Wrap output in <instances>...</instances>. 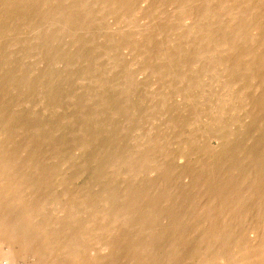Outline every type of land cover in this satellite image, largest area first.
Returning <instances> with one entry per match:
<instances>
[{"label": "bare ground", "instance_id": "6f19581e", "mask_svg": "<svg viewBox=\"0 0 264 264\" xmlns=\"http://www.w3.org/2000/svg\"><path fill=\"white\" fill-rule=\"evenodd\" d=\"M111 20L115 33L111 26L109 35L100 34ZM140 74L143 83L151 77L156 92L139 95ZM77 81L89 84L84 97L74 96ZM129 92L137 95L134 103ZM172 98L184 108L168 105ZM67 100L75 103L73 117L55 127L36 122L39 111L57 114ZM26 105L34 110L20 124ZM161 114L165 129L152 136L146 124L151 140L134 138H147L144 145L152 146L143 149L133 137L135 145L124 146L107 128L119 116L131 125ZM68 126V134L55 136ZM213 140L218 145L208 146ZM173 144L176 153L169 151ZM263 146L264 0H0V264H264ZM93 149L98 154L81 166L73 151ZM192 155L194 164L237 162L231 171L225 165L224 177L214 163L219 169L210 178L188 169L193 162L184 165L194 190L187 196L184 175L173 177L178 168L168 162ZM49 161L99 169L80 189L74 183L84 170L64 176L45 167ZM103 161L116 162L117 172L114 166L107 172ZM170 168L171 176L158 179L164 192L121 182ZM182 197L192 203L188 212ZM163 220L175 228L158 229Z\"/></svg>", "mask_w": 264, "mask_h": 264}, {"label": "rangeland", "instance_id": "374dc122", "mask_svg": "<svg viewBox=\"0 0 264 264\" xmlns=\"http://www.w3.org/2000/svg\"><path fill=\"white\" fill-rule=\"evenodd\" d=\"M170 15H172V13H171V14L169 13V16H170ZM107 21H108V20H107ZM107 21H106V22H107ZM108 22H109V21H108ZM108 22H107V23H108ZM110 23H111V24L113 23V25H111ZM110 23H108V24H110V25L107 24L109 27L105 24L108 28L105 26V27H104L105 30H104V31H100V32H101L100 34H102V33L104 34V32H105V34H108V35H109L110 33H112V31H114V28H115V30H116L117 27H113V26H116V25H114L115 22H113V20H111ZM111 26H112V28H113L112 30H111V28H110ZM104 28H103V29H104ZM106 28H107L108 31H106ZM109 28H110L111 31L109 30ZM101 29H102V28H101ZM109 31H110V33H109ZM107 32H108V33H107ZM113 33H115V31H114ZM123 52H124V54H127V51H126V50L123 51ZM125 52H126V53H125ZM127 58H131V57L129 56V57H127ZM99 61H100V63H102V60H101V59H99ZM103 62L105 63V61H103ZM100 63H99V66L102 67V68H104V66L106 65V63H105V64L102 63L103 66H101ZM41 66H42V65H41ZM39 67H40V65H39ZM43 67H44V66H43ZM43 67H42V68H41V67L39 68L40 71H41V73H43V70H46V69H44L45 67H44V68H43ZM59 68H60V69H59ZM62 68H63V66H60V67L57 68V70L59 69L58 71H59L60 73H61V72L63 73V69H62ZM41 69H43V70H41ZM60 70H61V71H60ZM64 72H67V71L64 70ZM65 74H66V73H65ZM65 74L63 73V75H65ZM137 74H139V73H137ZM63 75H62V76H63ZM96 75H97V74L95 73L94 76H96ZM107 75H108V76H109V75L111 76L110 79L112 78V74H106V76H107ZM140 76H141V78H140ZM142 76L145 78L146 75L144 76L143 74H140V75H137V76H136V77H137V82L142 83V84H141L142 86H141V85H140L141 87L139 86V93H140L139 95H141L145 90H146V93H150V92H152L151 90H155V89L158 88L157 85L153 86V84H152V85L150 84L151 82H152V83L154 82L153 80H150L151 77H146V78H148L149 81L147 80V82L143 83V81H145V79H144ZM66 77H67V76H66ZM66 77H64V80H65ZM78 77H79V76H78ZM76 78H77V77H75V79H76ZM106 78H108V77H106ZM149 78H150V79H149ZM143 79H144V80H143ZM139 80H143V81L140 82ZM116 82H118L117 84L122 83L121 81L119 82V81H117V80H116ZM66 83H68V82H66ZM78 83H79V82L77 81V85L74 84V87H75V88H74V90H72V91L74 92V96H75V94H77L78 97H84L83 94H84V95H86V94H85L83 91L86 89V87H88L89 84H88L87 82H86V83H83V84H81V83L78 84ZM146 83L150 86L151 89L149 88V86H147ZM68 84H69V83H68ZM80 85H81V86H80ZM79 86H80V87H79ZM82 86H83V87L85 86V87H84L85 89H84ZM145 87H147V88H145ZM153 87H154V89H152ZM155 87H156V88H155ZM20 89H21V88H20ZM76 89H77V91H76ZM78 89H79V90H78ZM131 89H132V88H131ZM148 89H149V90H148ZM141 90H143V91H141ZM70 91H71V90H70ZM75 91H76L77 93H75ZM79 91H80V92H79ZM133 91H134V90H133ZM133 91H132V93H133ZM140 91H141V92H140ZM134 92H138V91H134ZM154 92H156V90H155ZM69 93H70V92H69ZM129 93H130V92H129ZM132 93H130L131 96L125 94V96H124V101H127V99H125V98H127L126 96H129L130 98H131V97L133 98V100L129 98V101L131 100V101H133V103H134V102H135V99H137V98H136L137 95H136L135 93H134V94H132ZM144 93H145V92H144ZM70 94H71V93H70ZM137 94H138V93H137ZM71 95H73V93H72ZM133 95H134V96H133ZM135 96H136V97H135ZM134 98H135V99H134ZM138 98H139V97H138ZM68 99H69V98H68ZM122 99H123V98H122ZM96 101H97V103H99V99H97ZM96 101H95V102H96ZM137 101H138V100H137ZM178 101H179L180 104L177 103ZM180 101H181V99H178V98H175V99H174V98H172V100L169 101L170 103H169L168 105L171 106V105H174V103H175V107H182V108H184V105L181 106V102H182V101H181V102H180ZM66 102H67V106H66V103H65L64 106H66V107H64V106L62 107V108H63V111L60 110V111L57 113V114H59L58 116H57V114H54V115H52V114H44L43 112L39 111V115H40L39 118H40V119H38V121H36V122H37L39 125H41L42 122L44 123V125H46L47 123H50V124L52 123L51 126H53V125L55 124V125L53 126V127H55L56 125H58L57 123H59L60 120L62 119L61 117H66V116H70V117H71V116L75 113V111H76V107H75V105L72 107L71 104H75V103H74V101H69V100H67ZM68 103H69V104H68ZM131 103H132V102H131ZM94 104L96 105V103H94ZM68 105H69V106H68ZM26 106H27V107H22V108L18 111V112H19V115H17V116H18V122H19L20 124H22L23 121L26 123L27 120H28V118L30 117V116L28 117V115H31V113H29V112H31V111L34 110V109H33L34 107H32L31 105H26ZM30 106H31V107H30ZM68 107H69V108L71 107L73 110H72V109H69V110H68ZM31 109H33V110H31ZM39 110H40V109H39ZM67 110H68V111H67ZM131 110H132V109H131ZM20 112H22V113H20ZM71 112H72L73 114H72ZM41 113H42V114H41ZM26 114H28V115H26ZM66 114H71V115H66ZM163 114H164V113H163ZM163 114L160 115L161 117L163 116L162 118H161V117H157V118H155V119H145V120L142 121V122L139 121V120H136V118H135L134 121H132L131 125H128L125 116H119L118 118H116V119L114 120V121H116L115 123L118 122L117 124L121 123V124L118 125V128L121 127V128H119V129H123V128L130 127V131H128V132L125 133V134L122 133V135H121V133L119 132L120 130H119V129H116V128H117V126H116L117 124H115L114 121H113V123H112V122L109 123V125H113V127L111 126L112 128H115V130H114V129L112 130V128L109 127V126L107 125V124H108V121H109V120H108V121H107V124H106L108 127H107V126H106V127L109 129L110 132L107 130V128H106V131H104V132H105V133H108V132H109L110 134H112V135H114V136H116V135L118 134L117 136L119 137V139H118V138H117V139H118L120 142H122L124 146H132V145H135V143L138 142L137 139H138V137H140V135H141L142 137H143V135H146V137L149 136V139H150V138L153 136L152 133H156L157 130H160V129H161L160 131H162V129H163L162 127H164L162 123H165V121H164L165 118H164V115H163ZM46 115H47V116H46ZM49 115L53 116V118H54L55 115H56V117L53 119V118H50ZM74 115H75V114H74ZM74 115H73V116H74ZM138 115L140 116V114H138ZM41 116H43L44 118H43V117L41 118ZM73 116H72V117H73ZM22 117H23V118H22ZM57 117H59V118L57 119ZM107 117H108V118H107ZM123 117H124V118H123ZM136 117H137V116H136ZM143 117H145V116L142 115V116H140V117H137V119H140V118H143ZM48 118H49L50 120H49ZM101 118H102V119H101ZM101 118H99V120H100V121H103L104 119H105V120L109 119V116L106 115V118H105L104 116H102ZM160 118H161V119H160ZM113 119H114V118H113ZM120 119H121V121H120ZM20 120H21V121H20ZM22 120H23V121H22ZM40 120H41V121H40ZM55 120H56V121H55ZM75 120H76V119H75ZM111 120H112V119H111ZM135 120H136V122H135ZM147 120H148V121H147ZM156 120H157V121H156ZM158 120H159V121H158ZM165 120H166V119H165ZM54 121H55V122H54ZM58 121H59V122H58ZM151 121H152V123H151ZM155 121H156V122H155ZM46 122H47V123H46ZM81 122H82V121H80V119H79L78 121L76 120V124H78V125H80V126H81V124H82ZM40 123H41V124H40ZM80 123H81V124H80ZM133 123H134V124H138V123H139V124H138V125H134ZM140 123H141V124H140ZM157 123H158V124H157ZM23 124H24V123H23ZM132 124H133L134 126H133ZM146 124H147V125L149 126V128H150V130H151V135H152V136L149 135L150 132H149L148 135L146 134L145 131H146V130H147V131L149 130V128H148V126H147ZM155 124H156L158 127H156ZM161 124H162V126H161ZM42 125H43V124H42ZM44 125H43V126H44ZM74 125H75V124H74ZM78 125H77V127H78ZM121 125H122L123 127H122ZM144 125H146L147 127H145ZM154 125H155V126H154ZM80 126H79V127H80ZM137 126H140L139 128L142 129V132H141V130L139 129V130H140V133H137V132L139 131V130H138V131L136 130V129H138V128H135V127H137ZM151 126H152V129H153L154 132L152 131ZM73 127H74V128H77L76 126H73ZM160 127H161V128H160ZM147 128H148V129H147ZM165 128H166V127H164V129H165ZM69 129H70V126H68L67 128H64V130H62V132L58 133V135L56 134L55 136H57L58 138H61L63 135L68 134L67 131H68ZM155 129H156V130H155ZM111 130H112V131H111ZM116 130H117V131H116ZM118 130H119V131H118ZM134 130H135V131H134ZM150 130H149V131H150ZM76 131H77V130H76ZM115 131H116L117 133H116ZM163 131H164V130H163ZM135 132H136V133H135ZM167 132H168V131H167ZM147 133H148V132H147ZM168 133H169V132H168ZM110 134H109V135H110ZM119 134H120V135H119ZM139 134H140V135H139ZM137 135H138V136H137ZM60 136H61V137H60ZM76 137H78V136H76ZM129 137H130V138H129ZM132 137H133V141H134V138H135V137L137 138V139L134 141L135 143H134L133 141L131 142V140H132L131 138H132ZM128 138H129V139H128ZM122 139H123V140H122ZM126 139H127V140H126ZM149 139H148V140H149ZM145 140H147V138H143V139H140V138H139V141H140V142H138L137 145L139 144L138 146H141V147H142V146L146 143ZM150 140H151V139H150ZM126 141L128 142V144H126ZM240 141H241V140H240ZM120 142H118V143H120ZM124 142H125L126 145L124 144ZM242 142H243V141H242ZM247 142H248V143H246V144H248V147L250 148L251 145H252V143H251L250 141H247ZM249 142H250V143H249ZM122 143H121V145H122ZM238 143H240V142H238ZM244 143H245V142H244ZM149 144H150V143H149ZM149 144L147 143L148 146H152L151 144H150V145H149ZM205 144H206V142H205ZM205 144H203V145H205ZM207 144H208V146H211V145L216 146L215 144L218 145L217 141H214V140H213V141H210V143L207 142ZM207 144H206V145H207ZM209 144H210V145H209ZM102 145H103V144H102ZM145 145H146V144H145ZM145 145L142 147V149L148 147V146H145ZM113 146H114V145H113ZM115 146H116V145H115ZM115 146H114V148H115ZM174 146H175V147H178L177 144H173V145L171 146V148H169V147H168V148H169V151H172V152L175 151V152H173V153H176V152H177V151H176L177 149H176ZM214 146H212V147H214ZM70 147H71V146H70ZM173 147H174V148H173ZM263 147H264V146H263ZM99 149H100V148H99ZM171 149H172V150H171ZM174 149H175V150H174ZM258 149L260 150L261 148H257L256 150H258ZM96 150L99 151L98 148H97ZM96 150L94 151V149H93V150L91 151V153H90V151L87 153L88 150L85 151V152H84V151H83V152H82V151H77V152H76V151L74 150L73 152L76 153V154L74 153V155H76L77 157H81V158H79V161H78V163H81V161H83L84 159H89V158H90V155H91V156H92L93 154L96 155V153H97ZM104 150H105V148H104ZM113 150H114V149H113ZM94 152H95V153H94ZM232 152H233V151H232ZM259 152H262V150H260ZM237 153H238V154H237ZM237 153L234 152L235 155L240 156V155H239V152H237ZM82 154H84V155H82ZM97 154H98V153H97ZM81 155H82V156H81ZM88 155H89V156H88ZM238 156H236V157H238ZM193 158H194V157H193V155H192V156L190 157V160H191V161H189V162H191V163H189V162L187 161L188 164H186L187 162H185V160H184V161H180V160L177 161V159H175L176 161H175V160L172 161V162H171L172 164H171L170 161H169V162H168L169 165H170L171 167L174 166V167H173L174 169H175V168H176V169L178 168V171H177V170L175 171V170H173V168H170L169 170H167L166 174H165V172H163V173L158 172L157 174H159V175H156V174H155L156 172H150V174H149V171H146L147 174L145 173V175H146V176H145V179H142V178H144V176H143V175H144V172H142L140 175H138L139 177H136L134 180H132V182L129 181V180L127 181L128 178H126V177H127L126 175H125V177L122 176V177H121L122 180H123V181H121V182L123 183L122 185H123V186H126V185H128V184L135 183V184H133V186L135 185L138 189H144V190H146V189L150 188V189L153 190V189L157 188L159 191H158L157 189H155V191L157 190V193H159V192H161V191L164 192V183L161 182V181H159V180H161V177H162V179H164V178L169 177V176H171L172 174H174L173 177H177V178H179L178 175L180 174V176H181V175H182V176L184 175V177H182V176H181V177H182L183 179L185 178L186 180H185V179H184V180L187 182V183H186L184 180H181V182L184 181V182H182V186H183V183H184L183 188H185V192H186L187 196H192L193 193H194V190H193V192H192V190H190V189H193V188H190V186L188 185V180L190 179L191 176L189 177V176H188L189 174H188L187 176H188L189 178H186V177H187V176H186V172H185V173H183V172L187 170L186 166L189 167V166L192 165V162H193V161H196V159H195V158L193 159ZM238 158H242V157L240 156V157H238ZM82 159H83V160H82ZM204 159H206V158H204ZM192 160H193V161H192ZM233 160H235V159H233ZM239 160H241V159H239ZM250 160H251V161H250ZM252 160H253V158H252V159H249L248 162H247V165H248V164H249V165L252 164V163H251V162H253ZM223 161L226 162V163H224L223 165H221V164L223 163L222 161H221V162L219 161L221 164H220L219 162L217 163V161H214V162L212 161V163L209 162V163H211L212 165H213L214 163L217 164V165L219 164V165H218L219 167H220V165H221L220 171L222 170L223 173L217 170L218 172H217V171H216L217 173L215 172V176H216V178H217V175H218V177L221 176V175L223 176V175L225 174V173H224L225 170H226V173H228V172H227L228 169H225V170L223 171L224 168H227V167H226L227 165H228V167H229V170L231 171L232 169L230 168V165L233 164V162H235V163L237 162V161H232V162L227 161L226 158H225V160L223 159ZM249 161H250V163H249ZM49 162H50V161H49ZM49 162H48V163H49ZM52 162H53V161H51L50 163L52 164ZM103 162L106 163L105 168L108 166V167H107V172L110 173L112 169H113L112 172H115V171L117 172V170H116V166H115L116 162H115V163H114V161H112V162H110V161H107V162H106V161H103ZM229 162H230V163H229ZM261 162H262V161H261ZM48 163L46 162V163L44 164V166H45V167H48V166H49V168H50V167H54V168H55L54 170H60V168H61V170L63 171V172H61L62 174H64L65 172H68V173H65L64 176H67V175L69 176V174H70V177H74V175H75L74 169H75L76 167H77V168L75 169V171H76V170H82V171L84 170V172L86 173V174H85V173H82V174H84V177H83L82 174H81L80 177H81L82 179L79 178V179L77 180V182H76L77 184L74 183V185H75L76 187H77V185H78V188L80 187V185H82L83 188H86L87 184L89 185V184L91 183V178L93 177V174H96L97 171H98V169H99L98 165H97V164H93V163H92V164H93L94 166H93L91 163H88V164H89L88 166H89L90 168L87 167V169H86V167H80V166H73L74 169H72L70 166H67V167H61V166L59 165V167H58L59 161H58V162L56 161V162H55L54 164H52V165H50V163H49V164H48ZM201 163H202V164L205 163V164H203L204 167H205L207 164H209V163H207V161H203V162H202V161H201V162L198 161V162H197V164H201ZM206 163H207V164H206ZM99 164H101V162H100ZM112 164H113V165H112ZM189 164H190V165H189ZM195 164H196V163H195ZM195 164H194V162H193V165H192L191 167H189L188 169L192 168V169L194 170L193 167H195V166L197 167V166H198L197 169H196V167H195V173L198 171V174H199V171H200V173H201V171H202L203 174L205 173V176H203L202 174H199V175H198L197 173H196V176L198 175V177H199V176L201 175V176H203V178H208L207 175L209 176V178L212 177V176H210L211 173H212L213 171H215V170L218 168L217 165H213V167H212V165L209 164V166L207 165V166L209 167V169H208V167L206 166L207 170H206V168H205V170H206V171H205V170H204V167L202 166V164H201V165H197V164L195 165ZM245 164H246V163H245ZM46 165H47V166H46ZM91 165H92V168L94 167L93 169H91ZM184 165H186V166H184ZM210 165H211V166H210ZM225 165H226V166H225ZM81 166H82V163H81ZM113 166H114V167H113ZM170 166L166 165V167H170ZM175 166H176V167H175ZM199 166H200L201 168H200ZM214 166H215L216 169L214 168ZM222 166H223V167H222ZM250 166H251V165H250ZM69 167L72 169V171H73L74 174H72L71 169L68 170ZM78 167H79V168H78ZM95 167H97V168H95ZM112 167H113V168H112ZM181 167H182V168H181ZM211 167H212V168H211ZM231 167L233 168L232 165H231ZM246 167H247V166H245V168H246ZM64 168H65V169H64ZM111 168H112V169H111ZM185 168H186V170H184ZM202 168H203V170H202ZM210 168H211V169H210ZM88 169H89V170H88ZM90 169H91V170H90ZM94 169H96V170H94ZM110 169H111V170H110ZM165 169H167V168H165ZM171 169L173 170L174 173H172V170H171ZM182 169H183V172H181ZM213 169H214V170H213ZM218 169H219V168H218ZM246 169H248V167H247ZM93 170H94V171H93ZM170 170H171V171H170ZM210 170H212V171L209 172ZM40 171H41V170H40ZM87 171H88V172H87ZM204 171H205V172H204ZM207 171H208V172H207ZM248 171H249V170H248ZM37 172H38V171H37ZM69 172H71V173H69ZM169 172H170V173H169ZM175 172L177 173V175H176ZM180 172H181V173H180ZM206 172H207L208 174H207ZM219 172H220V173H219ZM152 173L155 174L156 176L153 175ZM171 173H172V174H171ZM178 173H179V174H178ZM218 173H219V174L222 173V174L219 175ZM142 174H143V175H142ZM148 174H149V175H148ZM151 174H152V175H151ZM161 174H162V175H161ZM167 174H171V175L166 176ZM206 174H207V175H206ZM212 174H213V177H214V172H213ZM141 175H142V177H141ZM149 176H150L152 179H150ZM201 176H200V177H201ZM243 176H245V175H244V174H239V177H243ZM90 177H91V178H90ZM181 177H180V178H181ZM223 177H224V176H223ZM226 177H227V176H226ZM125 178H126V179H125ZM147 178H149V179H147ZM201 178H202V177H201ZM124 179H125V183H126V184L124 183ZM138 179H139V180H138ZM158 179H159V180H158ZM87 180H88V181H87ZM135 180H137V181H135ZM144 180H146V182H145ZM154 180H155V181H154ZM74 181H75V180H74ZM89 181H90V182H89ZM141 181H142L143 183H145V184H143ZM157 181L160 182V183H162L163 188H162L160 185H159V188H158V184L155 183V182H157ZM119 182H120V181H119ZM129 182H130V183H129ZM136 182H137V183H136ZM138 182H141V183H142V188L139 187V184L141 185V183L138 184ZM127 183H128V184H127ZM189 183H190V182H189ZM124 184H125V185H124ZM137 184H138V186H137ZM85 185H86V186H85ZM119 185H120V184H119ZM143 185H144V186H143ZM156 185H157V187H156ZM190 185H191V183H190ZM120 186H121V185H120ZM185 186H186L187 188L189 187V191L187 190V188H186ZM143 187H144V188H143ZM160 187H161V188H160ZM93 188H95V190H94ZM93 188H92V189L94 190V192H96V191L98 190L96 193H99V192L101 191L100 189H101L102 187H101V186L97 187V188H98L97 190H96V187H93ZM99 188H100V189H99ZM122 188H123V187H122ZM145 188H146V189H145ZM183 188H182L183 191L181 190V192H178V193H182V192H183L182 195L185 196L186 194H185ZM80 189H82V188L80 187ZM160 189H161V190H160ZM189 192H190V193L192 192V195H191ZM176 194H177V193H176ZM188 194H189V195H188ZM157 195H158V194H157ZM175 197H177V195H176ZM189 202H190V201H189L188 198H185V202H184V197H182V202L179 203V205H181V207H182L183 209H185V212H186V211L188 212V211L190 210V207H191L192 203L190 202L191 204H189ZM183 203H184V205H185V204H187V205L184 206ZM174 205H175V204H174ZM169 207H170V205L168 206V208H169ZM171 207H172V206H171ZM172 208H173V207H172ZM174 208H176V207H174ZM186 208H187V209H186ZM188 209H189V210H188ZM161 221H162V220H161ZM165 221H166V220H163L164 225H162V226L160 225L161 228L158 226V229H160V230H162V229L165 230L164 228L166 227L167 230H168V229L170 230V229H171V226H173L172 229L175 228V225H174L173 223H171L172 221H168V220H167V222H165ZM161 224H163V223H161ZM165 224H168L169 227H168L167 225H165ZM170 225H171V226H170ZM164 226H165V227H164ZM162 227H164V228H162ZM156 231H158V234L160 235V231H159V230H156ZM171 231H172V230H171ZM171 231H169V232H171ZM161 232H164V231H161ZM174 233H175V232H174ZM171 234H173V233H171ZM167 235H168V234H167ZM133 239H136V238H132L130 242H133ZM162 252H163V253H162ZM103 253H104V252H103ZM95 254H99V253H95V251H94V252H93V255H95ZM160 254H161L162 256H160ZM163 254L166 255V253H164V251H162V250L159 251L158 258H159V259H160V257L162 258V257L164 256ZM100 255H104V254H100ZM163 259H164V257H163ZM160 260H162V259H160Z\"/></svg>", "mask_w": 264, "mask_h": 264}]
</instances>
